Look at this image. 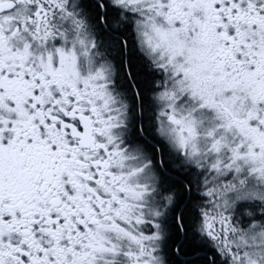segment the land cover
Segmentation results:
<instances>
[{"label": "snow or ice", "instance_id": "snow-or-ice-1", "mask_svg": "<svg viewBox=\"0 0 264 264\" xmlns=\"http://www.w3.org/2000/svg\"><path fill=\"white\" fill-rule=\"evenodd\" d=\"M0 264H264V0H0Z\"/></svg>", "mask_w": 264, "mask_h": 264}]
</instances>
